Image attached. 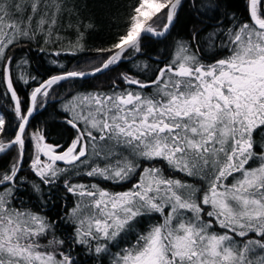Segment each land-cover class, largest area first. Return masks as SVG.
Segmentation results:
<instances>
[{
  "label": "snow or ice",
  "instance_id": "obj_1",
  "mask_svg": "<svg viewBox=\"0 0 264 264\" xmlns=\"http://www.w3.org/2000/svg\"><path fill=\"white\" fill-rule=\"evenodd\" d=\"M187 3L133 0L95 66L69 69L59 57L89 51L95 28L74 0H0V264H264V0L149 63L146 41L167 39ZM199 5L206 19L219 8ZM25 47L56 71L34 74ZM125 63L107 88L57 97ZM57 99L66 143L33 126ZM61 185L67 240L44 212Z\"/></svg>",
  "mask_w": 264,
  "mask_h": 264
},
{
  "label": "trees",
  "instance_id": "obj_2",
  "mask_svg": "<svg viewBox=\"0 0 264 264\" xmlns=\"http://www.w3.org/2000/svg\"><path fill=\"white\" fill-rule=\"evenodd\" d=\"M73 0H70V3ZM78 5L79 11L82 16L87 19H92L95 23V28L89 31L85 37V46L89 51L79 53L76 56H61L59 59L63 62L67 68H76L79 64L80 67L89 68L95 65L87 63L96 58V53L91 49L103 48L108 46L112 42V38L117 34L118 29H122L126 15L128 13V6L133 0H74ZM214 3L219 4L218 10L207 12V16L210 19H206L204 15H198L196 8L199 7V0H189L182 10L178 14V19L175 23V27L172 29V34L161 42L154 40L146 41V47L144 52V58L148 59L149 63L159 57L162 60L167 59L172 54L173 45L176 40L184 38L188 39L191 36L192 30L202 29L205 32L215 24L217 18L224 19L227 23V17L229 14L234 13L241 19H247L246 0H213ZM195 3V7H193ZM204 9H201L203 12ZM75 17H73V21ZM62 35L65 37L64 46H67V41L76 40V33L74 29L62 30ZM27 53L28 58L31 60V69L34 74H38L42 78H47L53 74L56 69L50 64V60L53 58L48 55L47 52H39L35 47H25L17 50V55H23ZM133 69L131 63L121 64L116 71H109L106 74H101L98 77H89L87 80H81L76 82H65L63 87L57 89V97H63L68 92L93 90L96 88H107L112 79H115L120 72ZM72 83L76 84V87H72ZM4 103V101H0ZM60 104L57 100L50 101L46 110H41L36 114L33 126L35 128H42L45 130L50 142L66 143L71 135V131L65 127L60 119ZM7 160H0V168L7 164ZM112 191H123L125 186H110ZM47 192V189L45 190ZM68 208L72 206L73 198L65 192L62 185L52 189L51 202L44 209L47 216L53 219L59 220V217L65 211L64 202ZM33 207L39 210L40 205L37 201L33 200ZM72 228L64 224L62 220H59L57 227V234L61 238L67 240L71 234ZM74 256L76 254L74 253ZM80 264H84L87 259L82 253L79 254Z\"/></svg>",
  "mask_w": 264,
  "mask_h": 264
},
{
  "label": "water",
  "instance_id": "obj_3",
  "mask_svg": "<svg viewBox=\"0 0 264 264\" xmlns=\"http://www.w3.org/2000/svg\"><path fill=\"white\" fill-rule=\"evenodd\" d=\"M89 78V77H88Z\"/></svg>",
  "mask_w": 264,
  "mask_h": 264
}]
</instances>
